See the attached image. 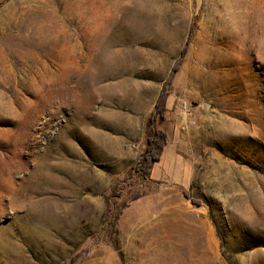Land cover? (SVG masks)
<instances>
[{"label":"rangeland","instance_id":"rangeland-1","mask_svg":"<svg viewBox=\"0 0 264 264\" xmlns=\"http://www.w3.org/2000/svg\"><path fill=\"white\" fill-rule=\"evenodd\" d=\"M0 264H264V0H0Z\"/></svg>","mask_w":264,"mask_h":264},{"label":"trees","instance_id":"trees-1","mask_svg":"<svg viewBox=\"0 0 264 264\" xmlns=\"http://www.w3.org/2000/svg\"><path fill=\"white\" fill-rule=\"evenodd\" d=\"M190 37L185 46L183 47L181 56L177 61L176 65L164 84L157 101L155 102L154 108L149 117V126L151 128L146 138V147L142 154V158L137 162L135 167L144 175L148 176L151 174L152 168L155 163L161 160V157L165 151L166 146L170 142V135L165 128H159V123L162 124L166 120L167 100L170 95V90L173 82L174 75L178 72L185 54L188 50ZM220 236V240L223 243V238ZM121 259H123V252L118 247Z\"/></svg>","mask_w":264,"mask_h":264},{"label":"bare ground","instance_id":"bare-ground-1","mask_svg":"<svg viewBox=\"0 0 264 264\" xmlns=\"http://www.w3.org/2000/svg\"><path fill=\"white\" fill-rule=\"evenodd\" d=\"M105 148L108 150V151H110L111 149V147L109 146V143H107V144H105ZM45 167V166H44ZM210 263V262H209Z\"/></svg>","mask_w":264,"mask_h":264},{"label":"crops","instance_id":"crops-1","mask_svg":"<svg viewBox=\"0 0 264 264\" xmlns=\"http://www.w3.org/2000/svg\"><path fill=\"white\" fill-rule=\"evenodd\" d=\"M166 148H167V147H166ZM166 148H165V149H166Z\"/></svg>","mask_w":264,"mask_h":264}]
</instances>
